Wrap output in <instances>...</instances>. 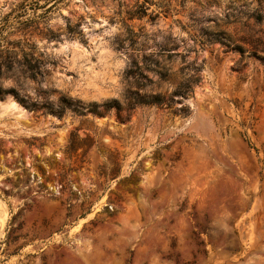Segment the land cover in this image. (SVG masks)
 Returning a JSON list of instances; mask_svg holds the SVG:
<instances>
[{
	"label": "rangeland",
	"instance_id": "obj_1",
	"mask_svg": "<svg viewBox=\"0 0 264 264\" xmlns=\"http://www.w3.org/2000/svg\"><path fill=\"white\" fill-rule=\"evenodd\" d=\"M148 1L0 0V264H264V0Z\"/></svg>",
	"mask_w": 264,
	"mask_h": 264
},
{
	"label": "trees",
	"instance_id": "obj_2",
	"mask_svg": "<svg viewBox=\"0 0 264 264\" xmlns=\"http://www.w3.org/2000/svg\"><path fill=\"white\" fill-rule=\"evenodd\" d=\"M148 2H149L148 0H144L142 2L140 0H136V2L127 9L126 13L129 15L130 18H134V17L142 18L143 16L148 15V9H149V7L147 6ZM254 16L256 21L259 23H261L264 20V12L256 11L254 13ZM150 17L154 19L155 15L150 14Z\"/></svg>",
	"mask_w": 264,
	"mask_h": 264
}]
</instances>
